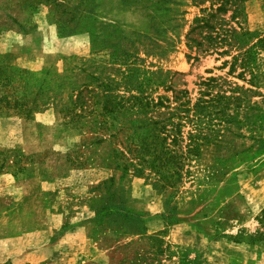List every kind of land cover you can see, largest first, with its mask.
<instances>
[{
    "label": "rangeland",
    "instance_id": "rangeland-1",
    "mask_svg": "<svg viewBox=\"0 0 264 264\" xmlns=\"http://www.w3.org/2000/svg\"><path fill=\"white\" fill-rule=\"evenodd\" d=\"M209 7L0 0V264H264V0Z\"/></svg>",
    "mask_w": 264,
    "mask_h": 264
},
{
    "label": "trees",
    "instance_id": "trees-1",
    "mask_svg": "<svg viewBox=\"0 0 264 264\" xmlns=\"http://www.w3.org/2000/svg\"><path fill=\"white\" fill-rule=\"evenodd\" d=\"M200 5H204L205 3H209L210 7L203 10V17L198 18L194 22V26L191 28L189 34H188V41L195 45L196 48L202 47V44L197 43V41L192 37L196 33L200 35V37L203 36V32H211L213 35H205V39L208 40L209 45L213 46V43L215 42H224V38H220L218 31L219 27H215L214 22H216V19L219 15H225L228 12L233 13L232 19L235 18V16L241 12V5L246 0H195ZM107 208L103 207L100 210L104 211ZM99 213V212H98ZM97 213V214H98ZM107 214L115 216L113 223L117 224H123V225H139L141 222V217L139 215H128L127 213L124 214L123 217H119L118 213L110 214L107 211ZM259 224L261 227L264 228V212H263V218L259 220ZM259 240H264V232L263 234H259ZM117 264H122V261H117Z\"/></svg>",
    "mask_w": 264,
    "mask_h": 264
}]
</instances>
